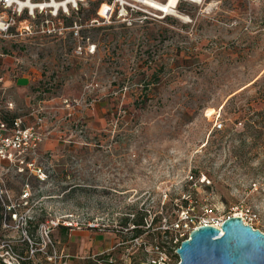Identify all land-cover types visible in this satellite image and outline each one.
<instances>
[{"label": "rangeland", "instance_id": "374dc122", "mask_svg": "<svg viewBox=\"0 0 264 264\" xmlns=\"http://www.w3.org/2000/svg\"><path fill=\"white\" fill-rule=\"evenodd\" d=\"M109 1L85 0L61 36L0 40V118L44 137L42 180L0 165V255L177 264L181 212L264 234V0L174 15L123 0L139 10L104 19Z\"/></svg>", "mask_w": 264, "mask_h": 264}, {"label": "built area", "instance_id": "2783aa9c", "mask_svg": "<svg viewBox=\"0 0 264 264\" xmlns=\"http://www.w3.org/2000/svg\"><path fill=\"white\" fill-rule=\"evenodd\" d=\"M85 0H0V40L10 39L12 37H31L35 35L42 36H61L66 30L64 22L70 17L71 12H78V7ZM132 3H139L138 0H129ZM21 2H31L34 9L21 7ZM123 0H110L101 6V17L110 18L113 14L120 17H126L129 13L139 10L135 5L121 4ZM66 3V4H65ZM74 35H77L76 28L71 29ZM14 32V34H12ZM41 120L37 121V125ZM43 135L33 127H28L20 118H15L10 126L0 122V165L6 164L17 167L19 173L26 169L33 173L39 180H42L43 174L40 169L34 166L35 159L38 156V150L43 142ZM7 192L3 189L0 181V207L7 210L14 209L12 206H6L4 201ZM16 220V215H12ZM243 222V220H242ZM26 223V221H23ZM244 225H247L243 222ZM58 225V224H57ZM208 225L220 228L221 223L195 225L193 218L184 212L180 214V222L175 225L180 232V238L187 240L191 231L201 226ZM248 226V225H247ZM255 230L252 226H250ZM159 260H163V254H160ZM28 259L20 258L12 253L0 255L2 264H23ZM149 264H160V261H153Z\"/></svg>", "mask_w": 264, "mask_h": 264}, {"label": "water", "instance_id": "95a60500", "mask_svg": "<svg viewBox=\"0 0 264 264\" xmlns=\"http://www.w3.org/2000/svg\"><path fill=\"white\" fill-rule=\"evenodd\" d=\"M176 255L177 264H264V234L231 217L191 231Z\"/></svg>", "mask_w": 264, "mask_h": 264}, {"label": "bare ground", "instance_id": "6f19581e", "mask_svg": "<svg viewBox=\"0 0 264 264\" xmlns=\"http://www.w3.org/2000/svg\"><path fill=\"white\" fill-rule=\"evenodd\" d=\"M71 0H67L66 3L70 2ZM179 0H164L163 2L157 1V0H138V2L144 6H146L149 9H152L154 11L160 12L165 15H174L175 10L177 7ZM190 3H196L197 0H184ZM65 3V4H66ZM21 7H27L29 9H34V6L31 2H21ZM104 8L101 10V14ZM209 115L212 114V111H208ZM237 217V216H236Z\"/></svg>", "mask_w": 264, "mask_h": 264}, {"label": "trees", "instance_id": "16d2710c", "mask_svg": "<svg viewBox=\"0 0 264 264\" xmlns=\"http://www.w3.org/2000/svg\"><path fill=\"white\" fill-rule=\"evenodd\" d=\"M15 118H11L9 121H6L5 119H2V118H0V122H2V123H4V124H6L7 126H10L11 125V123H12V121L14 120ZM182 204L184 205V206H186L187 205V202H182ZM127 222H128V220H127ZM135 227L136 226H140V224L139 223H136V225H134ZM134 230H137V229H134ZM63 231H64V233H66V230L65 229H63ZM136 232V237H138V234L139 233H141V231H135ZM165 234H167V231L165 232Z\"/></svg>", "mask_w": 264, "mask_h": 264}, {"label": "crops", "instance_id": "0c3cea01", "mask_svg": "<svg viewBox=\"0 0 264 264\" xmlns=\"http://www.w3.org/2000/svg\"><path fill=\"white\" fill-rule=\"evenodd\" d=\"M36 120H37V119H36ZM37 121H38V120H37ZM37 121H36L35 123L31 124V125L26 124V126L35 128V130H36L37 132H39V133H41V134L43 135V133L41 132V128H40V126L37 125ZM24 122H25V121H24Z\"/></svg>", "mask_w": 264, "mask_h": 264}]
</instances>
